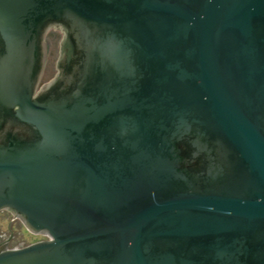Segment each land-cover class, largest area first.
Here are the masks:
<instances>
[{
  "label": "water",
  "instance_id": "water-1",
  "mask_svg": "<svg viewBox=\"0 0 264 264\" xmlns=\"http://www.w3.org/2000/svg\"><path fill=\"white\" fill-rule=\"evenodd\" d=\"M0 210V264H264V0H0Z\"/></svg>",
  "mask_w": 264,
  "mask_h": 264
},
{
  "label": "flooded vegetation",
  "instance_id": "flooded-vegetation-1",
  "mask_svg": "<svg viewBox=\"0 0 264 264\" xmlns=\"http://www.w3.org/2000/svg\"><path fill=\"white\" fill-rule=\"evenodd\" d=\"M46 34L52 41L55 40V31L48 30ZM50 67H52L51 64L46 61L42 73L45 74L50 69ZM29 236L35 235L28 233L23 228L22 224H20V222L17 220V218L13 217L8 211L0 210V251L24 247L32 242H38L39 240L43 239L42 236H35L36 238L31 240Z\"/></svg>",
  "mask_w": 264,
  "mask_h": 264
},
{
  "label": "rangeland",
  "instance_id": "rangeland-1",
  "mask_svg": "<svg viewBox=\"0 0 264 264\" xmlns=\"http://www.w3.org/2000/svg\"><path fill=\"white\" fill-rule=\"evenodd\" d=\"M55 31V30H53ZM55 34H56V38L54 41H52L50 38V43H49V52H48V56L46 57V61H48L49 64H51L52 67H50V69L45 73L43 74L42 73V77H41V82H46L47 79H49L53 74V71L55 70L54 69V59H55V56H57V50H58V47H57V43H58V40L60 38V34L59 32L55 31ZM31 238V240H34L36 237L35 236H29Z\"/></svg>",
  "mask_w": 264,
  "mask_h": 264
}]
</instances>
